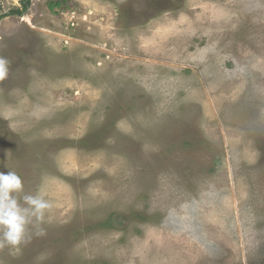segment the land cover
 I'll return each mask as SVG.
<instances>
[{
    "label": "rangeland",
    "instance_id": "1",
    "mask_svg": "<svg viewBox=\"0 0 264 264\" xmlns=\"http://www.w3.org/2000/svg\"><path fill=\"white\" fill-rule=\"evenodd\" d=\"M0 57V264H264V0H0Z\"/></svg>",
    "mask_w": 264,
    "mask_h": 264
},
{
    "label": "clouds",
    "instance_id": "2",
    "mask_svg": "<svg viewBox=\"0 0 264 264\" xmlns=\"http://www.w3.org/2000/svg\"><path fill=\"white\" fill-rule=\"evenodd\" d=\"M9 61L0 57V80L9 72ZM22 178L14 171L0 172V247L18 248L26 243L29 226L43 221L52 204L45 199L43 190L35 195L23 194Z\"/></svg>",
    "mask_w": 264,
    "mask_h": 264
},
{
    "label": "trees",
    "instance_id": "3",
    "mask_svg": "<svg viewBox=\"0 0 264 264\" xmlns=\"http://www.w3.org/2000/svg\"><path fill=\"white\" fill-rule=\"evenodd\" d=\"M21 3L23 4V10H26L28 8V6H30V0H20ZM58 5V4H56ZM19 14H22L21 12H17Z\"/></svg>",
    "mask_w": 264,
    "mask_h": 264
}]
</instances>
